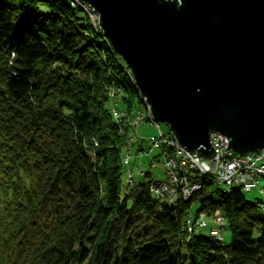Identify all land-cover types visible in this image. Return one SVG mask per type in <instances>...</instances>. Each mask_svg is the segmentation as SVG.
Wrapping results in <instances>:
<instances>
[{
  "label": "trees",
  "instance_id": "obj_1",
  "mask_svg": "<svg viewBox=\"0 0 264 264\" xmlns=\"http://www.w3.org/2000/svg\"><path fill=\"white\" fill-rule=\"evenodd\" d=\"M85 19L71 0H0V264H264L263 203L239 188L195 177L188 199L166 203L129 169L122 189L120 153L148 118L132 114V74ZM194 204L195 217H224L228 243L188 232Z\"/></svg>",
  "mask_w": 264,
  "mask_h": 264
},
{
  "label": "water",
  "instance_id": "obj_2",
  "mask_svg": "<svg viewBox=\"0 0 264 264\" xmlns=\"http://www.w3.org/2000/svg\"><path fill=\"white\" fill-rule=\"evenodd\" d=\"M79 1L181 148L212 160L214 130L264 153V0Z\"/></svg>",
  "mask_w": 264,
  "mask_h": 264
},
{
  "label": "built area",
  "instance_id": "obj_3",
  "mask_svg": "<svg viewBox=\"0 0 264 264\" xmlns=\"http://www.w3.org/2000/svg\"><path fill=\"white\" fill-rule=\"evenodd\" d=\"M71 1L79 6L89 18H93L94 23L98 26L97 15L90 6L79 0ZM138 114L135 117L136 121L141 119V114ZM112 115L116 120L121 116L115 110H113ZM146 116L150 124L155 126L160 133L156 140L152 139L153 145H162L165 148L162 167L167 179L150 185V191L161 201L173 203L178 197L188 199L193 191L200 188L197 179H194L195 177L207 176L218 185H223L226 188L236 187L244 193H249L257 188L259 181L264 179V153L262 151L237 155L228 149L230 139H227L224 134L212 130L209 140L215 155L212 160L199 159L196 155L193 156L181 148L169 133H163L160 130L158 124L150 116L148 106H146ZM131 176L132 174H129V183ZM260 192L264 194V189H260ZM259 208L264 213V204L260 203ZM198 215L194 219L190 217L185 219L183 225L188 232L194 231L197 227L205 226L206 222L199 220V217H206L207 215L205 213ZM215 223L222 225L223 219L215 217ZM211 234L215 237L218 231H212Z\"/></svg>",
  "mask_w": 264,
  "mask_h": 264
},
{
  "label": "rangeland",
  "instance_id": "obj_4",
  "mask_svg": "<svg viewBox=\"0 0 264 264\" xmlns=\"http://www.w3.org/2000/svg\"><path fill=\"white\" fill-rule=\"evenodd\" d=\"M86 20L87 19H85V22L88 25L87 27H90L94 31L95 29L97 31L99 30L101 31V29L94 23L93 18L91 17L89 18V23ZM136 92H137L136 93L137 99H135L132 105L131 112L133 115L134 114L136 115L137 111H140L142 115L145 116L146 106L143 103L142 97L140 96L137 90ZM109 95L113 97V92L109 91ZM121 96L128 97L129 94L125 92H121L120 97ZM139 97L141 98L140 101L138 100ZM131 98L132 97H130V100ZM113 101L115 102V100ZM117 107L119 110H126V105L122 104V102L117 103ZM128 117L129 116L127 115L125 116V118H128ZM157 124L163 133L168 132V127L166 124H161V123H157ZM129 131H130V137H129L130 144L122 148V151L120 153L121 165H122V168H121L122 170V174H121L122 189L127 186V178H128L129 169L133 171L134 180L136 183H139L140 181L142 182V180L144 179L143 177L139 176L138 170L141 171L142 173H146V172L150 173V179L152 181H155V182L165 181L167 179V175L164 169L159 165V163L161 162L160 159L162 157V156H159L160 150L157 148H154L151 142L152 138L159 137L160 135L159 130H157L155 126L151 125L150 122L146 120L145 122H141L136 126L132 125ZM211 131L212 130L209 131V135ZM127 151L129 152V157H130L129 163H126L124 161V158H126ZM153 160H155L156 162L155 165H151ZM214 189H217L219 191H224L225 186L214 184ZM260 189H264V179H261L259 181L257 188L253 189L249 193H244L245 199L248 202H253V203L257 201H261L264 204V194L260 192ZM196 210H197V205L194 204L191 207L187 217L194 219L196 215L195 214ZM215 217L219 219L222 218L223 219L222 225L225 224L224 217L220 213L217 212L214 215H210L206 217H199V220L205 221L207 226L206 227L204 226L202 228L197 227L194 231L196 234L203 235V236H209L211 230L218 231L217 236L214 237L213 234H210V236L215 238L217 241H219L220 238L222 237V242L228 243L230 239V231L225 227L221 228L220 226L222 225H216Z\"/></svg>",
  "mask_w": 264,
  "mask_h": 264
},
{
  "label": "bare ground",
  "instance_id": "obj_5",
  "mask_svg": "<svg viewBox=\"0 0 264 264\" xmlns=\"http://www.w3.org/2000/svg\"><path fill=\"white\" fill-rule=\"evenodd\" d=\"M97 15V14H96ZM97 18H98V15H97ZM107 40V39H106ZM108 41V40H107ZM109 42V41H108Z\"/></svg>",
  "mask_w": 264,
  "mask_h": 264
}]
</instances>
